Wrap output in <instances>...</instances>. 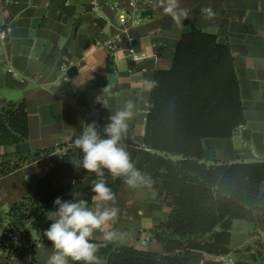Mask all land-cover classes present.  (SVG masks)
I'll return each instance as SVG.
<instances>
[{
    "label": "crops",
    "instance_id": "obj_1",
    "mask_svg": "<svg viewBox=\"0 0 264 264\" xmlns=\"http://www.w3.org/2000/svg\"><path fill=\"white\" fill-rule=\"evenodd\" d=\"M92 1L0 0V23L8 30L6 50L0 42V108L4 100L26 99L30 128L27 141L13 146L0 143V154L55 148L0 178V231L9 224L12 206L59 161L64 153L59 145L73 143L81 134L86 112L100 114L107 124L131 100L134 117L128 121L123 140L143 143L152 89L145 82L151 83L156 71L172 68L178 42L194 26L231 46L246 118L230 138L203 139L205 160L264 162V0H179L180 8L188 11L181 25L163 12L160 0H154L152 19L133 31L135 46L145 56L140 62L126 51L109 54L100 47L116 30L91 11ZM206 8L214 13L210 18L203 11ZM109 14L116 23L114 14ZM62 94L73 96L76 103L62 100ZM97 100L102 108H91ZM75 200L84 199L78 194ZM94 206L93 201L88 207ZM108 206L120 210L117 219L106 226V231L119 233L109 243L163 252L152 230L171 209L159 201L156 189H132L123 183L114 204ZM46 229L24 222L22 230L29 235L22 244L9 237L0 240V264H47L54 248L43 235ZM102 236L98 231L93 239L104 241ZM230 248L236 264H264V243L257 239L253 222L234 220ZM189 264L223 263L216 255L194 251Z\"/></svg>",
    "mask_w": 264,
    "mask_h": 264
},
{
    "label": "trees",
    "instance_id": "obj_2",
    "mask_svg": "<svg viewBox=\"0 0 264 264\" xmlns=\"http://www.w3.org/2000/svg\"><path fill=\"white\" fill-rule=\"evenodd\" d=\"M152 82L143 143L122 140L136 167L151 177L161 203L170 207L168 217L154 226V238L163 252L113 245H99L98 264H189L194 251L211 255L230 253L233 222L247 220L256 233L264 229V162L208 163L203 139L230 138L246 123L235 59L229 44L195 26L177 44L172 68L158 70ZM103 135L106 123L100 114L85 113ZM30 138L26 99L4 100L0 108V143L13 146ZM59 161L8 215V222L25 237L24 222L49 227L45 215L55 211L54 200H75L80 194L93 204L94 173L76 167L82 158L74 143ZM55 148L0 154V178L54 152ZM105 180L119 194L122 178ZM69 264H76L69 260Z\"/></svg>",
    "mask_w": 264,
    "mask_h": 264
},
{
    "label": "clouds",
    "instance_id": "obj_3",
    "mask_svg": "<svg viewBox=\"0 0 264 264\" xmlns=\"http://www.w3.org/2000/svg\"><path fill=\"white\" fill-rule=\"evenodd\" d=\"M163 12L171 16L177 24L187 19L188 11L179 6V0H160ZM210 18L214 15L211 8L203 9ZM150 90L154 82H145ZM134 103L129 100L124 107L108 119L103 127V135L95 121L83 125L81 134L75 137L74 146L82 152V158L76 167L97 177L91 191L94 208L88 207L85 200H67L57 197L54 200L55 211L45 213L51 221L43 235L51 242L54 252L47 264H98L99 245L92 242L95 232H101L104 241L112 242L118 238L116 231H106V226L114 222L119 215V208L114 204L115 193L105 180V170L113 179L122 178L129 188L150 187L151 177L139 170L133 162L122 140L128 132V121L134 117Z\"/></svg>",
    "mask_w": 264,
    "mask_h": 264
},
{
    "label": "built area",
    "instance_id": "obj_4",
    "mask_svg": "<svg viewBox=\"0 0 264 264\" xmlns=\"http://www.w3.org/2000/svg\"><path fill=\"white\" fill-rule=\"evenodd\" d=\"M154 0H104L100 2L98 0L92 1L91 11L98 17V19H104L108 25L112 26L116 30V34L112 35L107 41L100 44V47L104 48L109 54H115L118 51H126L130 58L136 62H140L144 59V54L140 53L136 48V37L133 31L148 23L152 19V7L154 6ZM108 9L110 11L105 10ZM110 13H113L116 17V23L110 18ZM8 40V30L5 23H0V42L3 48L6 50ZM126 43L124 46L123 43ZM10 71H13L12 66H8ZM61 99L70 103H76L73 96L68 94H62ZM100 101H94L91 108H102ZM102 120L106 122V119L102 117ZM242 127V126H240ZM239 127V128H240ZM239 128L237 130H239ZM237 132V131H236ZM4 237H9L12 241L20 245L22 244V236L15 229L14 226L7 224L5 229L0 231V240ZM256 237L259 241L264 243V229H259L256 233ZM29 247L33 244L29 241L26 242ZM216 258L223 264H236L237 260L229 253H223L216 255Z\"/></svg>",
    "mask_w": 264,
    "mask_h": 264
},
{
    "label": "rangeland",
    "instance_id": "obj_5",
    "mask_svg": "<svg viewBox=\"0 0 264 264\" xmlns=\"http://www.w3.org/2000/svg\"><path fill=\"white\" fill-rule=\"evenodd\" d=\"M1 107H2V106H1ZM24 234H25V235H24L25 237H28V235H29L28 232H24Z\"/></svg>",
    "mask_w": 264,
    "mask_h": 264
}]
</instances>
